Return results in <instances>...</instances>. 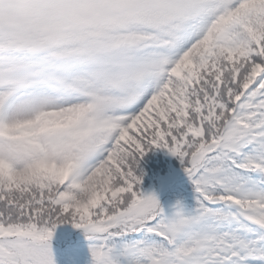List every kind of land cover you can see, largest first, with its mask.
I'll use <instances>...</instances> for the list:
<instances>
[{
  "label": "snow or ice",
  "instance_id": "6c2138e0",
  "mask_svg": "<svg viewBox=\"0 0 264 264\" xmlns=\"http://www.w3.org/2000/svg\"><path fill=\"white\" fill-rule=\"evenodd\" d=\"M68 223L90 264H264V0H0V264Z\"/></svg>",
  "mask_w": 264,
  "mask_h": 264
},
{
  "label": "trees",
  "instance_id": "16d2710c",
  "mask_svg": "<svg viewBox=\"0 0 264 264\" xmlns=\"http://www.w3.org/2000/svg\"><path fill=\"white\" fill-rule=\"evenodd\" d=\"M142 167L146 171L143 179L142 187L146 191L159 190L158 197L164 206L166 212H171V205L178 199L182 200L187 207H191L195 203V195L193 186L187 174L183 170L179 159L166 149H155L149 152L142 161ZM172 174L174 179L167 184L166 175ZM162 188H158L160 184ZM68 228L64 232L65 243L58 244L55 235L52 239V246L56 264H90V241L86 238L83 229L74 227L71 223L62 224L57 227L56 232L60 228ZM55 232V233H56ZM56 245L62 248L60 253L55 252Z\"/></svg>",
  "mask_w": 264,
  "mask_h": 264
},
{
  "label": "rangeland",
  "instance_id": "374dc122",
  "mask_svg": "<svg viewBox=\"0 0 264 264\" xmlns=\"http://www.w3.org/2000/svg\"><path fill=\"white\" fill-rule=\"evenodd\" d=\"M55 236H56V237H60V235H58L57 233H55Z\"/></svg>",
  "mask_w": 264,
  "mask_h": 264
}]
</instances>
